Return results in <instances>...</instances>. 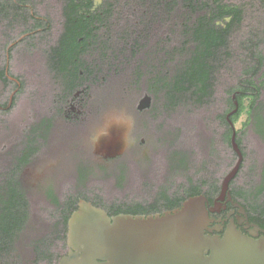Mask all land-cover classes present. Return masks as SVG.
<instances>
[{
  "label": "flooded vegetation",
  "instance_id": "obj_1",
  "mask_svg": "<svg viewBox=\"0 0 264 264\" xmlns=\"http://www.w3.org/2000/svg\"><path fill=\"white\" fill-rule=\"evenodd\" d=\"M208 47L229 53L236 112V98L248 88L244 113L249 123L245 156L230 182L231 198L218 199L220 190L209 201L217 209L210 212L216 222L206 233L246 236L248 244L235 243L231 264H264V0H0V131L21 132L8 152L11 165L0 194L11 199L19 189L27 201L16 251L4 253L10 264H63L75 251L69 244V219L79 201L92 194L94 179L115 178L128 185L134 174L133 194L123 192L113 200V213L169 210L174 175L186 170V149L174 144L179 134L169 125L153 122L159 110L157 78L148 76L142 93L129 83L105 91L109 53L132 52L137 65H147L140 53ZM63 52L79 55L71 56L75 62L69 59L61 72ZM109 111H122L130 122L129 127L123 120L115 123L116 144H125V150L113 156L95 150L111 119L97 136L93 132ZM234 165L218 177L223 181ZM69 196L75 207L65 221L58 210L61 205L70 209L63 203ZM50 210L56 218L49 221ZM58 223H67L63 239Z\"/></svg>",
  "mask_w": 264,
  "mask_h": 264
},
{
  "label": "water",
  "instance_id": "obj_2",
  "mask_svg": "<svg viewBox=\"0 0 264 264\" xmlns=\"http://www.w3.org/2000/svg\"><path fill=\"white\" fill-rule=\"evenodd\" d=\"M233 125L231 143L238 154L235 165L224 177L218 199L229 193L230 182L243 162V153L237 142ZM108 134L98 136L95 150L99 154L117 155L125 144H116V124ZM204 194L191 196L174 210L149 215L119 213L110 216L102 207L85 199L69 219V244L75 250L63 259V264H231L235 243L248 244L246 236L236 239L232 232L223 238L207 234L210 223L216 219L210 212ZM231 223H235L232 220ZM236 239V240H235Z\"/></svg>",
  "mask_w": 264,
  "mask_h": 264
},
{
  "label": "rangeland",
  "instance_id": "obj_3",
  "mask_svg": "<svg viewBox=\"0 0 264 264\" xmlns=\"http://www.w3.org/2000/svg\"><path fill=\"white\" fill-rule=\"evenodd\" d=\"M130 56H132V59L129 58ZM140 56H147V65H137L134 53L132 52L109 53L108 68L106 70L107 79H105V83L102 84L106 87L105 91L112 92L115 91L113 87H116V84L127 85L129 83L132 85L136 84L138 92L142 93L144 92V86H146L148 82V76L157 78L159 87L157 93V103L159 105V110L157 116L155 117V121L153 122L158 126L167 124L173 129L172 131L174 133L179 134L178 137L175 136L174 144L183 145L186 149L185 153L188 158L186 170L181 172L178 170V174L174 175V184H179L183 180L185 174L195 173L199 168L205 171L209 168L211 172L214 171L213 173L216 177H218L219 173H226L227 168H231V166L234 165V160L231 161V149H228L221 142V127L215 118L217 115L222 113L225 107L222 101L226 97V90H228L233 84L232 72L234 70H232V61L228 59L225 62L224 68L220 71L216 93L217 99L212 105L209 107H200L189 103H183L174 107L172 103L170 104L169 101H167L168 96L162 89V84L165 79L171 77L177 68L182 65L187 53L153 52L140 53ZM89 57L92 58L93 56ZM136 70L140 72V79L137 78V82H135ZM164 105H168V107L164 109ZM107 118L117 121L123 120L126 123L128 122L124 119L122 111H109L105 114L104 120L101 122V126L96 129L94 128L95 131L93 132L95 133V136L102 131V126ZM247 118L248 116L244 113L241 120L236 124V129H241ZM244 138L246 139V137ZM20 139L21 132L0 131V183L3 181L8 167L11 165L8 152L12 151V147L17 145ZM211 146L216 151L214 156L216 163H210V167H208L205 165V162L207 161ZM230 162L231 166H228ZM133 176L134 174L131 176V180L128 185H120L115 178L94 179L91 184L92 194L86 197L100 195L102 200L107 205H110L113 200H118L124 193L133 194L135 188L132 182ZM48 209L50 208H47V210ZM51 210L49 212L46 211L48 214L46 219L49 221L56 218L54 212H51ZM28 235H31V233H28ZM23 243L27 247L28 242L26 239H23Z\"/></svg>",
  "mask_w": 264,
  "mask_h": 264
},
{
  "label": "trees",
  "instance_id": "obj_4",
  "mask_svg": "<svg viewBox=\"0 0 264 264\" xmlns=\"http://www.w3.org/2000/svg\"><path fill=\"white\" fill-rule=\"evenodd\" d=\"M206 39H208V36H206ZM204 44H207V42H204ZM76 54L79 55V53H75L74 55L66 52L62 53L61 72L66 71L69 59H71V56L77 57ZM187 54L189 55L188 59L185 60L179 68H177L171 77L165 79L162 84V89L166 92L174 107L183 103H189L200 107H209L217 99L216 93L219 82L218 74L224 68L225 61L227 60L229 53L208 47L206 49L196 50ZM71 61L75 62L73 59H71ZM246 89L248 88L243 89L236 98L239 102V109L236 113H233L230 116V120L234 125L240 120L245 112V102L247 96ZM231 91L232 89L230 88L226 90V97L222 101L225 107L222 113L217 115L215 119L221 127V142L228 149H231V161L234 160L235 163L238 158V154L232 150L233 146L231 143V137L233 133V125H231L227 119V115H229V113H231L236 107L235 100L231 97ZM248 123L249 118L244 121L241 129H236V139L243 156H245V150L242 147V143L245 135V128ZM215 152L216 151L211 146L206 161L207 163L205 162L206 166L210 167V163H216L214 157ZM186 163L183 168H186ZM228 166H231V162ZM213 172H211L209 168L206 169V171L199 168L195 173L185 174L181 183L177 185L174 184V186H176L174 192V202L172 206L169 207V210H174L180 207L186 199L199 194L206 195L209 201L213 202L215 196L220 193L222 183V178L214 176ZM3 187L5 188L6 184L3 185ZM177 193L180 195L178 196ZM236 195L240 198H246V195L240 192H236ZM8 197L9 196L7 195L0 194V264H10L9 259L4 253L16 251L15 238L26 224L23 223L26 218L25 211L27 208L25 196L21 191H19V189H17L11 199ZM163 199H165V197ZM71 200L73 199L69 196L63 201V203H68L70 209L68 207L66 209L61 205L58 210L61 211L59 219L65 221L68 220L70 213L75 207L71 206ZM76 200L77 199L74 201ZM86 200L92 202L95 206L104 208L108 211L110 216L119 213L139 214L141 212L138 209L129 208L122 211L118 210L113 213L110 211V206L102 200L100 195L86 197ZM149 213H164V211H161L159 208L158 210H152ZM66 225L67 223H58V238L63 239ZM15 257L16 256H14V258Z\"/></svg>",
  "mask_w": 264,
  "mask_h": 264
},
{
  "label": "bare ground",
  "instance_id": "obj_5",
  "mask_svg": "<svg viewBox=\"0 0 264 264\" xmlns=\"http://www.w3.org/2000/svg\"><path fill=\"white\" fill-rule=\"evenodd\" d=\"M115 123H117V120H113V119H111L109 122H108V124H109V128L111 127V125H113V124H115ZM127 124V126L129 127V122H127L126 123ZM108 131V130H107ZM109 132H107V133H104L103 135H105V134H108ZM102 135V136H103Z\"/></svg>",
  "mask_w": 264,
  "mask_h": 264
}]
</instances>
